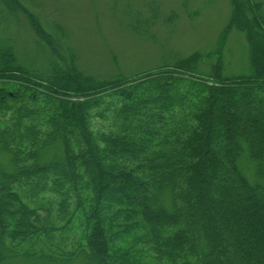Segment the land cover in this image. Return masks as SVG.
I'll list each match as a JSON object with an SVG mask.
<instances>
[{"label":"trees","instance_id":"trees-1","mask_svg":"<svg viewBox=\"0 0 264 264\" xmlns=\"http://www.w3.org/2000/svg\"><path fill=\"white\" fill-rule=\"evenodd\" d=\"M232 7L208 61L131 78L52 44L36 75L0 38V264H264V3Z\"/></svg>","mask_w":264,"mask_h":264},{"label":"rangeland","instance_id":"rangeland-1","mask_svg":"<svg viewBox=\"0 0 264 264\" xmlns=\"http://www.w3.org/2000/svg\"><path fill=\"white\" fill-rule=\"evenodd\" d=\"M0 8V38L14 44L29 71L45 77L54 61L47 45H62L79 71L100 80L140 76L194 54L206 62L234 17L232 0H0ZM226 42L227 73H244L241 36ZM239 111L245 129L255 112ZM64 242L71 248L75 240Z\"/></svg>","mask_w":264,"mask_h":264}]
</instances>
